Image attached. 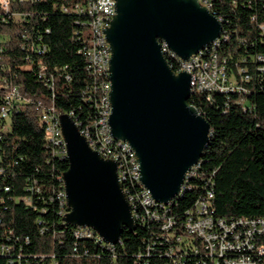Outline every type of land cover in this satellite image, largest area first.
<instances>
[{
  "label": "trees",
  "instance_id": "16d2710c",
  "mask_svg": "<svg viewBox=\"0 0 264 264\" xmlns=\"http://www.w3.org/2000/svg\"><path fill=\"white\" fill-rule=\"evenodd\" d=\"M80 1L11 0L9 10L0 3V107L6 82L22 97L0 116V264H222L200 250L185 222L209 194L215 219L264 218V0H208L223 23L216 52L236 81L250 76L247 93L192 94L190 104L211 126L198 174L166 208L148 213L138 199L143 188L128 179L125 190L145 220L124 229L116 245L64 221L69 163L41 121L49 107L73 113L84 127L98 117L95 79L81 53L90 17L72 10ZM167 58L176 71L178 62ZM168 219L173 227L166 232Z\"/></svg>",
  "mask_w": 264,
  "mask_h": 264
},
{
  "label": "water",
  "instance_id": "95a60500",
  "mask_svg": "<svg viewBox=\"0 0 264 264\" xmlns=\"http://www.w3.org/2000/svg\"><path fill=\"white\" fill-rule=\"evenodd\" d=\"M222 28L200 0H116L105 31L111 48L109 125L112 136L135 152L140 181L156 202L168 204L181 195L211 134L209 122L189 102L191 75L172 70L162 44L188 61L217 41ZM59 125L69 163L63 219L116 245L124 229H135L117 164L89 146L68 114Z\"/></svg>",
  "mask_w": 264,
  "mask_h": 264
},
{
  "label": "built area",
  "instance_id": "2783aa9c",
  "mask_svg": "<svg viewBox=\"0 0 264 264\" xmlns=\"http://www.w3.org/2000/svg\"><path fill=\"white\" fill-rule=\"evenodd\" d=\"M200 2L211 11V4L208 0H200ZM0 3L5 10H9L12 5L11 0H0ZM39 8L43 10L42 6ZM62 9L66 12L69 11L67 7ZM72 10L77 13H85L90 17L88 26L90 36L89 38L85 37V45L81 53L88 59L89 73L95 79L94 91L97 93L98 117L92 126L85 125L84 127L83 123L78 118H75L73 113L67 114L72 117L75 124L79 127L89 146L100 153L104 159L113 160L117 164L119 178L132 206L136 223L138 219L145 220V217L140 216L136 208L135 197L125 190V182L128 179L138 182L143 188L138 199L147 213L148 211L151 212L152 208L157 205L166 208L173 200L168 204H163L156 202L152 198L151 193L140 181V168L135 152L128 143L115 139L111 133L109 125V118L112 113L109 100L111 92V82L109 80L111 48L105 31L110 27L116 15V0H81L74 5ZM215 16L222 23L221 18L217 15ZM221 37L207 49L192 56L188 61L180 60L169 50L166 44H162L166 58L169 56L178 62L176 71L169 64L172 70L176 74L188 72L191 75L192 94L195 92L229 93L233 91L247 93L244 84L248 83L247 81L251 79L250 76L244 75L240 81H236L229 75L227 60L224 58L221 60L216 52V46L220 44ZM4 98L5 104L0 107V116L6 118L8 116L7 108L11 104L21 101L22 97L18 86L12 82H6ZM60 116L61 114L54 107H49L41 114V121L45 126L46 138L49 143L56 148L62 147L66 157V146L59 125ZM199 164L200 161L186 175L181 195L190 189L189 182L198 174ZM63 197L67 206L65 189ZM212 197V194H209L208 197L199 199L196 202L195 209L187 216L185 222L187 233L200 240V250L206 251L210 258L217 263L222 260V264H264V218H240L231 222L221 218L215 219L211 214V202L209 201ZM153 213V218L158 220L159 216L157 213ZM171 227H173V221L165 220L162 228L169 232ZM83 230L85 232L81 233V235L87 236H91V232L94 231L91 228H83ZM174 264H184V261L175 259Z\"/></svg>",
  "mask_w": 264,
  "mask_h": 264
}]
</instances>
